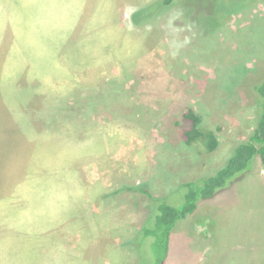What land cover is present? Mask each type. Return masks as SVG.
<instances>
[{
  "label": "rangeland",
  "instance_id": "1",
  "mask_svg": "<svg viewBox=\"0 0 264 264\" xmlns=\"http://www.w3.org/2000/svg\"><path fill=\"white\" fill-rule=\"evenodd\" d=\"M156 1L0 0V198L31 209L21 224L5 217L7 264L98 245L109 264L192 263L193 213L158 247L146 232L157 204L115 191L145 186L179 207L184 182L213 176L247 141L264 78V0H174L132 24ZM187 110L197 131L215 135L213 151L181 139ZM259 164L255 156L217 204L231 225L210 235L227 257L217 264H264Z\"/></svg>",
  "mask_w": 264,
  "mask_h": 264
},
{
  "label": "trees",
  "instance_id": "2",
  "mask_svg": "<svg viewBox=\"0 0 264 264\" xmlns=\"http://www.w3.org/2000/svg\"><path fill=\"white\" fill-rule=\"evenodd\" d=\"M173 1L174 0H158L151 6L133 12L130 16V21L132 24L138 25L140 20L150 15L151 11L154 9L158 11L162 6H167ZM232 11L230 10L229 13ZM219 12H221V10H219ZM216 25H218V23H216ZM253 89L257 99V121L252 134L246 142H242L234 148L225 165L218 169L213 176L204 178L200 181H187L182 184L183 188L187 191L183 205L173 207L162 203L159 198H154L145 186H124L115 191L116 193L124 190L136 191L148 195L152 201L157 204L158 213L154 217V223L148 226L146 232L147 235L155 238V244L158 247L165 246L170 231L177 221L183 220L192 214L197 208L199 201L211 199L218 191L225 189L233 178L246 170L249 162L255 156L259 157L260 163L264 169V78L256 84ZM198 123L199 118L195 113H193L192 110H187L183 114L182 123L180 124V127L182 124L185 125L180 131L181 139L184 143L191 144L193 139L201 138L204 140L207 150L213 151L217 145L215 135L210 132L204 133L197 131ZM164 260L165 257L162 258L161 264Z\"/></svg>",
  "mask_w": 264,
  "mask_h": 264
},
{
  "label": "crops",
  "instance_id": "3",
  "mask_svg": "<svg viewBox=\"0 0 264 264\" xmlns=\"http://www.w3.org/2000/svg\"><path fill=\"white\" fill-rule=\"evenodd\" d=\"M64 1L70 2V0H64ZM262 173H263V167L260 163L258 167L257 175L260 177L262 181L261 185L264 188V180L262 179ZM228 191H227V188H225L222 190V192L221 191H219V193L217 192V194H215L211 199L198 202L197 208L193 212V238H194L193 247L194 249H193V261L191 264H217L218 261H221L222 263L225 262L227 257L224 256L225 253L222 250L224 248H220L219 246L215 245L214 238L216 237V239H219L220 237L216 235L214 238L212 237L210 238V235L213 236L214 231H216V233H221V230L225 232L226 234L228 233V230L231 227V225H229L226 220L224 223L221 222L220 218L222 215H218V213L216 212L218 208L217 204L224 202L227 199L226 195L228 194ZM110 197H112V194H110ZM107 199H108L107 194L106 195L104 194L102 196L101 195L97 196L98 201L99 200L103 201ZM6 201L20 202V209L17 208L15 203L7 204ZM24 201L26 202L27 200H24ZM32 201L33 200L30 198L29 204L32 203ZM5 205H9L10 210L5 211V208H0V249H5L6 247L5 241L3 240L4 236L1 232L5 226V217L10 216L14 219L17 217L19 219L18 223L21 224L22 215L29 216L27 211L31 212V209L25 208V205H28V204L25 203L23 205V199L17 198L15 194L13 198H6V197L0 198V206L5 207ZM103 209L107 210V208H103ZM112 223L113 222L109 220V225H112ZM11 224H14V222H12ZM50 230L52 231L53 229H48V230L46 229L45 232L50 231ZM109 243L110 242H108V246H109ZM227 245H229V243ZM238 245H240V243H238ZM97 248H98L97 252L94 250V252L86 251L84 254L83 253H79L75 255L69 254L67 256H62L58 259H55L56 257H54V258H51V261L44 262V264H47V263L48 264H109V261L112 260L110 255L105 253L104 255L105 258H101V252H103L104 249L106 250L108 247L107 246L103 247V245L102 246L98 245L94 247V249H97ZM250 250L255 252L256 248L251 246ZM214 252L217 253L216 258H215ZM38 261L39 260H31L29 263L38 264L39 263ZM0 264H7V262L4 260L3 257L0 258ZM238 264H240V262H238ZM242 264H244V262Z\"/></svg>",
  "mask_w": 264,
  "mask_h": 264
}]
</instances>
